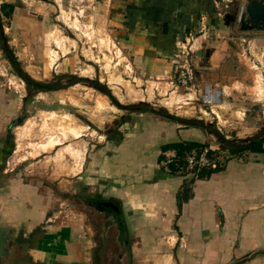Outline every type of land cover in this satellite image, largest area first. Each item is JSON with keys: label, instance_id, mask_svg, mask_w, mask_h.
<instances>
[{"label": "rangeland", "instance_id": "rangeland-1", "mask_svg": "<svg viewBox=\"0 0 264 264\" xmlns=\"http://www.w3.org/2000/svg\"><path fill=\"white\" fill-rule=\"evenodd\" d=\"M4 2L12 5V11L6 18L0 10V87L17 102L12 120L19 116L20 122L10 121L3 133L8 143L11 140V148L3 163L6 173L0 175L37 188L56 223L78 224L88 242L87 264H162L171 240L168 231L127 228V256L118 263L116 254L121 248L112 243V231L100 244L95 216L83 201L88 197L118 200L115 191L102 184V160L133 130L138 137L151 139L156 129L150 123L153 117L169 121L162 116L169 114L179 120H199L207 126L198 128L213 143L218 142L213 132L224 138L235 133L242 139L264 137V31L239 30L236 20L225 25V14L236 18L245 0H220L212 30L198 28L191 38L202 37L195 42L190 36L183 39L176 46L170 74L146 80L131 67L115 38L105 0H0ZM214 31L226 40V49H220L221 66L202 69L193 62L194 58L201 61L194 47L204 46ZM186 50L193 87L208 84L221 90L220 85L227 86L220 102L210 108L212 112L195 99L186 103L181 96L184 90H174L169 83L175 66L183 64ZM198 71H204L206 81L196 85ZM16 72L54 88H29L28 92ZM190 92L195 97L193 88ZM173 122L179 129L191 127ZM162 154L158 163L166 166L172 155ZM217 155L225 159L229 152ZM174 173L192 178L186 171ZM123 216L125 224H130L127 210Z\"/></svg>", "mask_w": 264, "mask_h": 264}, {"label": "crops", "instance_id": "crops-1", "mask_svg": "<svg viewBox=\"0 0 264 264\" xmlns=\"http://www.w3.org/2000/svg\"><path fill=\"white\" fill-rule=\"evenodd\" d=\"M219 1L105 3L108 22L114 25L115 38L131 67L140 78L160 80L173 69L178 43L194 36L198 28L212 30ZM218 31L210 33L204 46L194 47L195 56L199 49L203 54L208 50L207 56L199 57L202 62L193 59L202 69L221 66L220 49H226V40L219 38ZM201 37L191 39L195 42ZM203 72L198 71L196 85L206 81ZM220 86L223 90L226 85ZM7 94L0 87V173H6L3 163L11 148V140L8 143L3 133L19 108ZM150 123L156 128L151 139L140 138L133 130L118 142L113 154L105 153L107 159L101 163L102 184L115 191V200L129 214L130 224L126 221L125 231H168L171 240L162 264H264V258L250 259L251 254L259 256L264 251V137L239 150L249 142L248 138L225 134L236 152L218 159V171L189 182L184 175L172 173L164 163H158L161 145L192 140L206 142L218 152L227 148L209 141V135L198 127L179 129L172 120L155 117ZM152 139L155 141L146 145ZM167 152L173 156L171 150ZM46 205L37 188L11 175H0V264L89 263L88 242L78 224L56 223L49 217L53 212Z\"/></svg>", "mask_w": 264, "mask_h": 264}, {"label": "trees", "instance_id": "trees-1", "mask_svg": "<svg viewBox=\"0 0 264 264\" xmlns=\"http://www.w3.org/2000/svg\"><path fill=\"white\" fill-rule=\"evenodd\" d=\"M0 10L2 12V14L7 18L9 17L11 11H12V5L11 4H7V3H1L0 4ZM3 49H7L6 45L2 46ZM8 60L10 61V63L12 65H15V60L8 55ZM16 74L22 79V81L25 83V86L29 91V88L34 89V91H47V90H51L54 88V86H50L48 84H44L41 83L39 81H35L33 79H31L29 76H27L25 73L23 72H16ZM117 106L119 107V104H117ZM130 107H133L130 106ZM137 107V105H136ZM126 108V107H124ZM137 111H142L141 109L137 108L135 109ZM163 117L167 118L168 120H172V121H179L180 123H184L185 125L188 126H195V127H200V128H206L207 124H202L201 121L199 120H192V119H185V120H179V118H175L172 115L169 114H163ZM20 122V117H16L14 120H11V123H15V125L19 124ZM213 134L216 136V139L218 140L219 143L224 144V147L227 148L229 154H233L236 152L235 149H232L231 144L233 143L231 140L225 139L222 135H220L217 132H213ZM262 138H258V139H248L249 142L245 145L239 146V150H243V149H247L249 147H251V145L253 143H257L259 141H261ZM207 147L206 144L204 143H200V142H196V141H192V140H181V141H176V142H170V143H166L160 146V154L157 157V160L160 161L161 159H163V152L167 151V150H171L174 154H173V158H171L169 161L166 162V167L168 169V171L170 172H177V171H184V161H183V156L185 155V153H187L189 150L194 149L196 151L201 150L202 148ZM221 148V146H219ZM215 154H217V151L208 149L207 150V155L210 158H214ZM220 169V165L219 163H216L215 166L213 168H200L197 171V174L195 177H192L190 179H188L189 182H192L194 179H203L208 177L211 173L216 172ZM178 206H179V201H178Z\"/></svg>", "mask_w": 264, "mask_h": 264}, {"label": "built area", "instance_id": "built-area-1", "mask_svg": "<svg viewBox=\"0 0 264 264\" xmlns=\"http://www.w3.org/2000/svg\"><path fill=\"white\" fill-rule=\"evenodd\" d=\"M180 46L182 47L183 45ZM187 55H188V51L186 50V52L184 53L183 64L175 66L173 79H171L169 83L171 84V86H173L174 90L177 89L184 90L181 96L184 97L185 101H187L186 103H189L193 101L192 99H195L205 108H209V111L212 112L210 108L212 106L217 105L220 102L219 96L221 95L222 92L221 90H217L208 84H204L202 85V87H193V83H192L193 76L190 65L188 63V59L186 58ZM192 88H193V95H195V97L193 98L189 96L190 94H192V92H190ZM199 112L207 113L205 110H201V109H199ZM208 149L211 148L207 146L199 151L191 149L187 153H185V155L183 156L184 171L191 173V176L195 177L197 171L200 168H213L216 163H219L218 162L219 158L217 154H215L214 158H210L207 155ZM211 150L218 152V149H211Z\"/></svg>", "mask_w": 264, "mask_h": 264}, {"label": "flooded vegetation", "instance_id": "flooded-vegetation-1", "mask_svg": "<svg viewBox=\"0 0 264 264\" xmlns=\"http://www.w3.org/2000/svg\"><path fill=\"white\" fill-rule=\"evenodd\" d=\"M224 21L231 22V14L224 16ZM228 23V24H229ZM90 207L92 214L95 216V226L98 228L100 244L104 243L109 231H112V243L121 248L116 254V262L121 263L123 256L126 257L128 238L125 231V218L123 210L119 203L113 198L88 197L83 201Z\"/></svg>", "mask_w": 264, "mask_h": 264}, {"label": "water", "instance_id": "water-1", "mask_svg": "<svg viewBox=\"0 0 264 264\" xmlns=\"http://www.w3.org/2000/svg\"><path fill=\"white\" fill-rule=\"evenodd\" d=\"M228 14H225V17ZM236 20L239 30H261L264 31V0H245V3L240 7L236 18L231 15V21ZM228 20L225 24H228ZM196 56L202 57L208 55V50L202 53L199 49L196 51ZM254 254L250 256L251 258H264V251L260 252L259 256Z\"/></svg>", "mask_w": 264, "mask_h": 264}, {"label": "bare ground", "instance_id": "bare-ground-1", "mask_svg": "<svg viewBox=\"0 0 264 264\" xmlns=\"http://www.w3.org/2000/svg\"><path fill=\"white\" fill-rule=\"evenodd\" d=\"M221 92H223V90L221 89ZM78 134V133H77ZM76 135V134H75ZM75 137V136H74ZM42 147V146H41ZM44 147V146H43ZM45 147H46V145H45ZM39 148H40V146H39Z\"/></svg>", "mask_w": 264, "mask_h": 264}]
</instances>
